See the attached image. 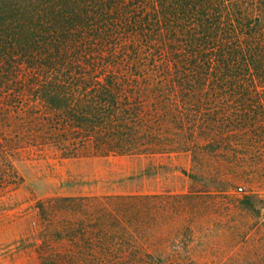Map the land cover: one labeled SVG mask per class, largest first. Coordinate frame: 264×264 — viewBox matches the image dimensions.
Segmentation results:
<instances>
[{"label": "trees", "instance_id": "1", "mask_svg": "<svg viewBox=\"0 0 264 264\" xmlns=\"http://www.w3.org/2000/svg\"><path fill=\"white\" fill-rule=\"evenodd\" d=\"M27 145L191 162L185 192L38 201L35 264H180L169 233L211 224L244 242L264 229V0H0V196Z\"/></svg>", "mask_w": 264, "mask_h": 264}, {"label": "rangeland", "instance_id": "2", "mask_svg": "<svg viewBox=\"0 0 264 264\" xmlns=\"http://www.w3.org/2000/svg\"><path fill=\"white\" fill-rule=\"evenodd\" d=\"M12 161L22 181L0 196V264H35L29 251L39 225L38 201L72 195L179 193L190 183L182 172L191 166L188 153L65 157L51 147L27 145L13 153ZM168 237L170 247L182 249L180 264H264V229L249 231L241 243L229 228L215 224Z\"/></svg>", "mask_w": 264, "mask_h": 264}]
</instances>
